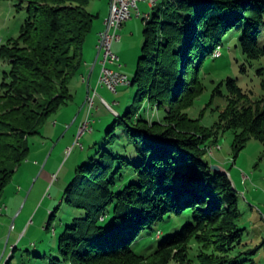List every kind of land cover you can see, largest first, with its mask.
Segmentation results:
<instances>
[{
  "label": "trees",
  "instance_id": "obj_1",
  "mask_svg": "<svg viewBox=\"0 0 264 264\" xmlns=\"http://www.w3.org/2000/svg\"><path fill=\"white\" fill-rule=\"evenodd\" d=\"M22 1L21 35L0 46V60L10 66L0 85V202L31 153L30 137L73 102L72 83L98 18L88 9L98 0ZM159 2L144 20L143 57L129 78L137 93L107 129L98 157L76 170L66 203L81 215L64 228L51 264L184 263L192 242L200 264L254 261L242 260L258 249L241 252L239 193L206 157L221 131L234 132L236 155L252 139L264 144V96L253 100L230 77L213 129L187 111L205 90L203 72L216 51L233 44L248 64L264 59V0ZM258 74L264 92V68ZM223 85L213 97H224ZM173 217L187 223L160 238ZM154 237L144 245L149 253L140 254L142 241Z\"/></svg>",
  "mask_w": 264,
  "mask_h": 264
},
{
  "label": "rangeland",
  "instance_id": "obj_2",
  "mask_svg": "<svg viewBox=\"0 0 264 264\" xmlns=\"http://www.w3.org/2000/svg\"><path fill=\"white\" fill-rule=\"evenodd\" d=\"M157 4L151 6L142 2L139 6L142 13L153 14L157 11ZM92 5L88 9L93 13ZM136 17L137 12L134 11L133 18L140 19L141 32L131 40L123 41L122 45L128 59L132 57L134 60L130 69L123 70L130 79L137 72L146 42V19ZM26 20V5L22 0L3 2L0 5V46L20 36ZM221 52L223 56L205 68V90L187 111L191 118L200 119L201 125L208 129H213L226 108L228 90L225 82L228 78L237 79L239 87L253 100L264 96L262 77L258 74V69L264 68V59L253 65L248 64L242 51L233 44L226 45ZM122 62V67L129 64V61ZM9 68L8 62L0 60V85L4 72ZM221 82H224V97H213ZM99 93L108 100L113 110L103 104L100 96L97 98L92 133L79 137L80 126L75 121L80 115V105L71 110H66L68 107L62 108L42 127L41 134L30 137L31 153L18 168L0 202V264H7L9 260L10 264H51L50 255L57 253L59 237L64 228L81 215V211L66 203V190L76 170L98 157V152L104 146L107 129L119 119V113L125 114L127 106L133 102L137 88L128 85L120 87L117 94L104 89ZM83 113L85 115L84 109ZM63 116L68 118L71 129L61 125L58 128L54 126V122ZM64 122L66 121H60L61 124ZM234 140L233 131H221L206 159L233 175L232 181L239 193V207L243 215L238 225L246 229L241 252L258 249L255 254L242 256V260H254L244 264H264V247H261L264 243V144L252 139L236 155ZM53 212H56V217L51 218ZM186 223L184 218H166L160 228L163 231L160 238L174 234ZM156 240V237L145 238L137 251L140 254L149 253L148 250L143 251L144 245L155 243ZM199 251L200 246L192 242L184 263L171 260L168 264H200Z\"/></svg>",
  "mask_w": 264,
  "mask_h": 264
},
{
  "label": "crops",
  "instance_id": "obj_3",
  "mask_svg": "<svg viewBox=\"0 0 264 264\" xmlns=\"http://www.w3.org/2000/svg\"><path fill=\"white\" fill-rule=\"evenodd\" d=\"M92 3H93V5H92ZM92 3H91V5L93 6V14L97 15L98 18L95 21V25H94L92 34L89 36L87 43H86V46H85V49H84V54H83L84 63H83V67L81 69L80 75L78 77H76L72 83L71 89H72V93L74 95V100L70 105L66 106V108L68 107L66 110H71V108H73L75 106L79 107L81 105L80 115H78L79 117L76 118V121H75V123L79 122V126H81V123L84 119L83 109H84L86 98L89 94V87H90V85L92 87L98 86V81H99V78H100V75L102 72V64L100 62L101 56H100L99 50L97 48L98 35L100 32L104 31L106 28L105 22L110 15V7H111L110 6L111 0H98V1H94ZM139 11L141 14H148V13H142L140 6H139ZM136 18H139V17L137 16ZM139 20L133 18L132 20L128 21L123 26V28L120 32V34L122 33L121 40L119 42H115L113 44V52L116 55H118V57L120 59V62H119L120 65L119 64L114 65L116 67H112V68L114 70L120 72V73L125 74V75H127V74L123 70L125 68L130 69L131 66H133L134 60L132 57H130V60L128 59L127 54H126V49L122 48V45L124 44L123 41L131 40L135 34L141 32L142 28L140 26L141 23L139 22ZM123 34H124V36H123ZM122 61H129V62H127L129 64H126L127 67L126 66L122 67V65H121V63H123ZM84 79H86L87 82H89L90 84L88 85V83H85ZM102 89L107 90L106 88L99 86L98 87V94H99L100 98H103L108 102V100L106 98L102 97L99 93ZM60 116H62V115H60ZM67 119H65L64 116L61 117V119L59 118V120H56L54 122V126H57V128H58L61 125V127L65 126L66 128L71 129L72 125L68 124ZM61 120L66 121V122L61 124L60 123ZM226 173L230 177V179L232 180L233 175L231 176L227 171H226ZM232 183L234 185L233 181H232Z\"/></svg>",
  "mask_w": 264,
  "mask_h": 264
},
{
  "label": "built area",
  "instance_id": "obj_4",
  "mask_svg": "<svg viewBox=\"0 0 264 264\" xmlns=\"http://www.w3.org/2000/svg\"><path fill=\"white\" fill-rule=\"evenodd\" d=\"M142 2L150 4L152 0H111L110 15L105 22L106 28L98 35L97 48L101 56L102 72L98 86L92 87L90 85L89 87V94L84 105L85 115L79 129L80 138L93 130L94 110L96 109V100L99 97L98 87L102 86L117 94L120 87L128 86L129 77L112 68L120 62L118 55L113 52V44L121 40L120 32L124 24L133 19L134 11L137 12L138 17L145 19V14H141L139 11V4ZM84 82L90 84L86 79ZM101 101L107 108L113 110L109 102L103 98Z\"/></svg>",
  "mask_w": 264,
  "mask_h": 264
},
{
  "label": "bare ground",
  "instance_id": "obj_5",
  "mask_svg": "<svg viewBox=\"0 0 264 264\" xmlns=\"http://www.w3.org/2000/svg\"><path fill=\"white\" fill-rule=\"evenodd\" d=\"M160 0H152V2L150 3L151 6H156V4L159 2ZM151 18L150 14H145V19L149 20ZM222 55V52L220 50L216 51L214 54V57L218 58ZM128 85H131L130 79L128 82Z\"/></svg>",
  "mask_w": 264,
  "mask_h": 264
},
{
  "label": "water",
  "instance_id": "obj_6",
  "mask_svg": "<svg viewBox=\"0 0 264 264\" xmlns=\"http://www.w3.org/2000/svg\"><path fill=\"white\" fill-rule=\"evenodd\" d=\"M211 168L217 174H220V175L227 174L226 171L218 165H212Z\"/></svg>",
  "mask_w": 264,
  "mask_h": 264
}]
</instances>
